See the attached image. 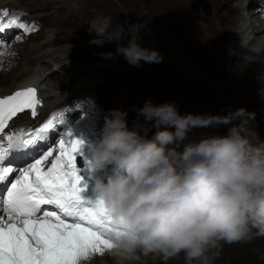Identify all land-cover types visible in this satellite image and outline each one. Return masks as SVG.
I'll list each match as a JSON object with an SVG mask.
<instances>
[{
  "label": "clouds",
  "instance_id": "1",
  "mask_svg": "<svg viewBox=\"0 0 264 264\" xmlns=\"http://www.w3.org/2000/svg\"><path fill=\"white\" fill-rule=\"evenodd\" d=\"M87 24L92 43L117 41L116 51L133 66L162 59L137 42L139 24L126 29L105 14ZM136 111L129 127L127 111L109 109L88 145L91 199L107 210L106 236L120 264L138 253L215 264L214 250L224 243L264 237V138L248 127L254 112L181 113L175 101L150 98ZM220 125L227 131L193 135Z\"/></svg>",
  "mask_w": 264,
  "mask_h": 264
},
{
  "label": "snow or ice",
  "instance_id": "2",
  "mask_svg": "<svg viewBox=\"0 0 264 264\" xmlns=\"http://www.w3.org/2000/svg\"><path fill=\"white\" fill-rule=\"evenodd\" d=\"M38 27L0 9V34ZM41 104L35 86L0 96V264H82L114 246L106 236L107 210L83 195L88 184L78 157L85 142L70 129L58 130L65 119L53 115L37 128L8 130L18 114L35 118ZM50 133L59 136L54 145ZM16 148L37 154L23 166L5 163Z\"/></svg>",
  "mask_w": 264,
  "mask_h": 264
},
{
  "label": "bare ground",
  "instance_id": "3",
  "mask_svg": "<svg viewBox=\"0 0 264 264\" xmlns=\"http://www.w3.org/2000/svg\"><path fill=\"white\" fill-rule=\"evenodd\" d=\"M71 1L73 0H62L60 2V5L57 7L60 15H64L65 17L78 16L80 13L84 12L88 6H92L95 8V10H97V8L101 5L98 0H75L78 7H80L81 2L83 5L80 12H74L72 10ZM215 1L218 5V10L211 19L207 20L197 10L193 0H142L143 4L151 6L156 11L177 12L184 18L182 24L185 23L187 26L191 25L192 32L199 43L198 48L203 51V55L200 56L198 60L202 61L205 58L206 61H213L217 69L218 79L221 81L223 86L227 88V97H225L227 100H237L240 98L239 96H244L246 93L245 99L240 98L238 100H245V107H247L249 103H254L258 105L260 109H262L261 105L264 107V98L260 96L259 90L248 84L244 90V93L242 95L238 94L235 90V85L240 81V79L232 78L227 71L231 65V61L234 60L235 64L239 68H255L260 66V68H262V75L264 77V37L261 36L264 35V21H262L260 25L253 24V22L250 21V25H248L246 31L250 34L251 39L246 45L241 46V49L237 44V37L235 35L237 23L241 19H247L245 16L240 14V7L238 4L243 1V8H248L250 4L255 2V0ZM38 2L39 0H4L0 3V7L7 5L21 7L28 12L29 18H35L44 11L45 7H52L53 4L52 0H44V4H40ZM244 2L247 4H244ZM261 3H264V0H262ZM137 4L138 3L135 0H118V6L124 9H134ZM109 6L115 7L116 4L109 3ZM138 16L140 17L142 15ZM72 22L73 21H71V23ZM206 31L208 34L204 38L203 34ZM215 41L223 44V48L220 49L223 50L220 51V53L213 54L215 49ZM233 42H235L236 45L235 49L230 48V44ZM53 43L55 42L53 41ZM246 51L255 53L254 55H256L258 61L253 62L252 57L245 54ZM52 56V51L46 50V48L31 50V57L26 58L24 55L21 66L17 68L8 67L4 70L0 67V96L10 93L16 88L24 86L30 80H41V85L44 86L42 94L46 100V109L67 104L70 97L68 96L67 98V96L63 94L62 91L59 93L54 92L46 84L48 77L36 73V65L42 61L48 62ZM241 56L246 58L244 59V63L242 62ZM62 67H64V64ZM57 72H59V69L53 70V74ZM4 77L8 79L3 80ZM61 85L62 81L56 79L54 82V87H59ZM238 89L242 90V88ZM253 90H255V92H253ZM255 96V102H253V98ZM26 119L27 116L23 114L18 116L17 121L20 123ZM104 257L105 256H103V258ZM112 258L113 257H111L110 252H108V260L105 259V261H101L99 264H118V258L116 261H110ZM150 258L151 256L149 255L148 261Z\"/></svg>",
  "mask_w": 264,
  "mask_h": 264
},
{
  "label": "rangeland",
  "instance_id": "4",
  "mask_svg": "<svg viewBox=\"0 0 264 264\" xmlns=\"http://www.w3.org/2000/svg\"><path fill=\"white\" fill-rule=\"evenodd\" d=\"M52 1H53L52 6L58 7L62 0H52ZM246 2H248V1H246ZM115 4L118 5V0H117V2H115ZM244 4H247V3L244 2ZM71 5H72V10L74 12H80L83 4L81 2L80 7H78L77 2L75 0H73V1H71ZM171 12H174V11H171ZM84 13L83 14L85 16L81 13L82 19L83 18L90 19V20L92 19L91 13H87V11H85ZM161 14H163V13H161ZM258 14H260V13H258ZM47 16L46 17L49 18V20H47V26L44 29V31L40 35H37L35 37H31L29 40H27L25 42L29 45V47L36 45V42L45 41V40L51 39L53 36H57L59 30L63 27L59 20H55L54 18L51 17V15L50 16L47 15ZM132 16H134V13H132L130 16H128L125 19L126 28H128L126 25V22ZM141 17L142 16H140L139 18H141ZM177 19H178V16H177ZM160 20L161 19L157 18L156 22H158ZM73 22H75V21H73ZM70 25L74 26L73 23H70ZM182 25L187 26L185 23ZM207 34H208L207 31L203 34L204 38H205V36H207ZM72 36H62L61 38H59V40L54 41V42L56 43V42L70 41ZM261 36L264 37V35H261ZM236 41L238 44V39ZM75 44L87 46L86 49H82V51L79 54L75 55V58L77 60H83L86 57L88 58L90 56V54H92V53H96V54L99 53V50H97V49L96 50H88L89 42L87 40H81V41L79 40ZM28 45H27V47H28ZM235 46H236L235 42L230 44L231 49H235ZM238 46L241 49V45L238 44ZM48 47L49 46L46 43V44H41V46L38 48H32L31 50H36V49H41V48H46V50H48ZM72 48H73V44L71 43L69 45L60 46V47H57V48L50 50V51H52L53 56L48 60V62H50L52 59H54L55 56H59V55H57L58 53L67 52L66 56H71L70 52H71ZM221 48H223V44L215 41V49H214L213 54L220 53V51L223 50V49L220 50ZM31 50L29 52H24V51H22V45H21L20 46V57L16 60H15V58L10 59L11 65L9 63V60H7L5 63L3 61H0L1 63H4V66H5V67H3L0 64L1 69L4 70L8 67L17 68V67L21 66V63H22L23 58H24L23 52L25 53L24 55L26 56V58H28V57H31ZM84 55L85 56L87 55V56L85 57ZM243 55H244V53H243ZM169 57H171V54H166L164 59H167ZM20 59H21V61H20ZM241 59H242V62L244 63V59H246V58L241 56ZM40 63H44V61H42ZM40 63H38L36 65V68ZM57 63L58 62H54V64L52 66L57 65ZM66 66L67 65L64 64V67H66ZM64 67L61 66L59 68V71H61V69ZM73 68H74V66L69 67L66 70L67 74H69V72H71L73 70ZM39 69L42 70V72L45 74V76L48 77V79H52L54 82L56 79H58V72L53 74V70H55V69L51 70V69H49V67H47V68L44 67V65H40ZM54 78H56V79H54ZM4 79L7 80L8 78L4 77L3 80ZM80 82L81 83L85 82L82 84V86H84V87L81 88L79 91L80 95L87 94V93L91 92L94 96L99 98L104 104L113 100L115 97L120 98L122 100H125V101L129 102L130 104H132L131 101L133 100L135 93L130 90V87H131L130 85L133 83H136L137 86H141V90H145L147 92L156 94L158 97H160L161 102L175 101L177 103L179 111L181 113H193V111L195 110L194 109L195 106L191 100H188L185 103L184 98H183V89L181 88V84H180L179 80L174 79L171 75H169L164 70H159L156 73H148L145 70H143L140 73L132 72V74L130 75V74H127V72L124 70V68L122 66H120L119 68L113 67L112 72H110V71H101L99 73L90 72L89 74H87V78L81 79ZM63 83L64 82L62 81V84ZM51 85H52V88H55L54 84H51ZM187 85L192 87V84H185L184 87ZM67 88L71 89V87L68 84H67ZM61 91L62 90H60L59 92H61ZM253 92H255V90H253ZM62 93L65 94L67 96V98H68V96L70 97L68 100V102H69L72 98L73 93L71 91H65V92L62 91ZM201 93H209L210 95H213L216 98H221L224 95V93L220 87H214L211 89H206V90L202 91ZM172 95L179 96V97H181V99L179 101L174 100V97ZM239 97L242 99H245L246 93L244 94V96L242 95ZM192 98H193V96L189 99H192ZM240 98H238V99H240ZM255 98H256V96L253 98V102H255ZM238 99L237 100L230 99L228 101H232L234 106L237 109L241 108V107H245V104H244L245 100H238ZM185 104L187 105V107L185 106ZM249 105H251V103H249L248 106ZM261 108L263 110L261 109L262 112L260 111L258 113L260 115H255V120L251 121V122H252L253 126H257L260 129L264 130V113H263L264 107L261 105ZM226 131H227V128H226V130H224V126L220 125V126L213 128V129H199V128L195 129L193 135L199 134L201 132H221V133H224ZM258 238L260 239V245H261L260 249H261L262 255L255 257L253 255H250V253L245 249H241V248L234 247V246H227V245H232L234 243H232V244L225 243L220 248L217 249V252H216L217 259L215 261V264H264V237H258ZM236 243H239V242H236ZM106 251L110 252L108 250H106ZM110 254H111V252H110ZM111 257L116 258L115 261L117 260V257H114L112 254H111ZM145 259H143L145 261L139 260V261L135 262V264H147L148 257H146ZM100 260L105 261L104 258H102ZM94 262H92V263H94ZM124 264H134V262H132L131 260H126L124 262ZM152 264H184V262H181L179 259H172L170 262L166 263V262H162L161 260H157V258L155 257Z\"/></svg>",
  "mask_w": 264,
  "mask_h": 264
},
{
  "label": "water",
  "instance_id": "5",
  "mask_svg": "<svg viewBox=\"0 0 264 264\" xmlns=\"http://www.w3.org/2000/svg\"><path fill=\"white\" fill-rule=\"evenodd\" d=\"M201 6V8L204 10L205 14L209 16L211 14V8L207 2V0H197Z\"/></svg>",
  "mask_w": 264,
  "mask_h": 264
}]
</instances>
